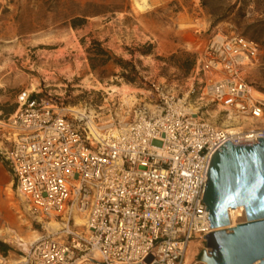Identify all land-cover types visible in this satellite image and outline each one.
I'll return each instance as SVG.
<instances>
[{"label": "built area", "instance_id": "1", "mask_svg": "<svg viewBox=\"0 0 264 264\" xmlns=\"http://www.w3.org/2000/svg\"><path fill=\"white\" fill-rule=\"evenodd\" d=\"M207 42L196 64L208 76L201 98L229 118H263L246 74L260 44L221 31ZM17 102L1 152L13 185L49 229L19 259L0 253V264H183L190 244L213 231L203 202L212 155L228 140L264 137V126L218 127L164 92L159 113L139 107L119 124L29 90Z\"/></svg>", "mask_w": 264, "mask_h": 264}, {"label": "rangeland", "instance_id": "2", "mask_svg": "<svg viewBox=\"0 0 264 264\" xmlns=\"http://www.w3.org/2000/svg\"><path fill=\"white\" fill-rule=\"evenodd\" d=\"M136 1L0 0V241L9 246L11 260L21 258L28 244L49 229L13 185L2 158L8 146L6 124L18 109L20 92L29 90L60 108H87L99 122L117 124L130 122L139 107L159 113L164 92L185 99L191 112L218 127L264 126V117L254 123L229 118L224 107L202 99L208 76L196 69L216 32L243 34L260 44L258 59L246 74L253 96L254 91L264 94V0H146L148 8L142 11ZM75 19L81 20L76 27ZM93 39L133 61L145 81L115 77L120 68L113 63L101 78L86 52ZM149 44L153 53L143 55ZM193 243L196 255L190 264H205L196 257L206 249V240Z\"/></svg>", "mask_w": 264, "mask_h": 264}, {"label": "water", "instance_id": "3", "mask_svg": "<svg viewBox=\"0 0 264 264\" xmlns=\"http://www.w3.org/2000/svg\"><path fill=\"white\" fill-rule=\"evenodd\" d=\"M212 156L203 202L213 231L204 236L206 249L196 259L264 264V137L245 145L228 140ZM241 206L246 221L231 226L230 209Z\"/></svg>", "mask_w": 264, "mask_h": 264}, {"label": "trees", "instance_id": "4", "mask_svg": "<svg viewBox=\"0 0 264 264\" xmlns=\"http://www.w3.org/2000/svg\"><path fill=\"white\" fill-rule=\"evenodd\" d=\"M79 19L72 21L73 26L79 25ZM85 41L83 40V44ZM154 50V45L149 44L142 54H152ZM88 54V59L90 66L94 72H99V76L102 78L105 73V67L113 63L115 66L120 68L119 72H114L113 75L117 78L123 79L126 82L137 83L138 81L144 82L143 77L139 75L140 71L137 69L136 65L131 60H125L122 57L116 56L110 49L104 46L103 42L97 39H93L91 44L86 48ZM176 55L174 54L173 57ZM4 162L8 165V162L4 157H2ZM9 167V165H8ZM9 246L4 242L0 241V253L7 255Z\"/></svg>", "mask_w": 264, "mask_h": 264}, {"label": "bare ground", "instance_id": "5", "mask_svg": "<svg viewBox=\"0 0 264 264\" xmlns=\"http://www.w3.org/2000/svg\"><path fill=\"white\" fill-rule=\"evenodd\" d=\"M136 1V0H135ZM147 1L146 0H137L136 1V5L138 7V9H140L141 11L148 8L147 7ZM147 11V10H146ZM130 96L129 98H132L134 95H128ZM254 96L258 99V98H264V94H262L261 92L258 91H254ZM127 98V97H126ZM129 101V100H128ZM236 121V120H235ZM251 123V122H250ZM227 125V124H226ZM12 191V189H11ZM245 211V208L243 206L238 207L236 209L231 208L230 209V215L233 221V224H235L238 220L237 217L242 215L243 216V212ZM235 212V213H234ZM79 222H81L80 220H78ZM55 225V224H54ZM3 232V231H2ZM38 239H40V237H35L34 241H37ZM18 242L19 243H27V241H25L23 238H18ZM33 242L29 243L28 246H30ZM195 247L196 245L192 242L186 252V257L184 260L183 264H190L191 262H193L194 258H195ZM205 263V262H204ZM206 264V263H205Z\"/></svg>", "mask_w": 264, "mask_h": 264}]
</instances>
